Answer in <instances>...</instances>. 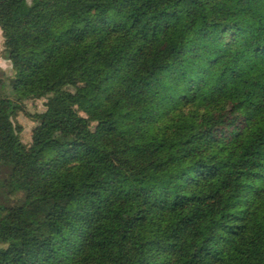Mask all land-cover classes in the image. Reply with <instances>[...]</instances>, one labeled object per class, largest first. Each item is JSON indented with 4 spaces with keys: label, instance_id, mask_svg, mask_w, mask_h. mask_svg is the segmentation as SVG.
<instances>
[{
    "label": "trees",
    "instance_id": "16d2710c",
    "mask_svg": "<svg viewBox=\"0 0 264 264\" xmlns=\"http://www.w3.org/2000/svg\"><path fill=\"white\" fill-rule=\"evenodd\" d=\"M0 32V264H264V0H0Z\"/></svg>",
    "mask_w": 264,
    "mask_h": 264
},
{
    "label": "rangeland",
    "instance_id": "374dc122",
    "mask_svg": "<svg viewBox=\"0 0 264 264\" xmlns=\"http://www.w3.org/2000/svg\"><path fill=\"white\" fill-rule=\"evenodd\" d=\"M2 36L0 32V78L3 80L2 91L4 94L11 97L10 81L12 78V70L10 62L4 57L2 53ZM46 99H29L22 103L21 110H19L13 120L22 126L20 137L24 143L30 141V133L32 127L36 125L34 114L42 112L44 110V101ZM57 104H61L59 100ZM7 177V171L4 166H0V206H11L21 202L23 194L21 191L9 190V187L5 184Z\"/></svg>",
    "mask_w": 264,
    "mask_h": 264
}]
</instances>
